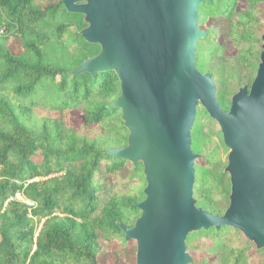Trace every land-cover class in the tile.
Masks as SVG:
<instances>
[{"label":"trees","instance_id":"16d2710c","mask_svg":"<svg viewBox=\"0 0 264 264\" xmlns=\"http://www.w3.org/2000/svg\"><path fill=\"white\" fill-rule=\"evenodd\" d=\"M237 1L199 4V24L220 14L230 19L238 50L207 68L214 31L197 40V63L216 81L223 107L253 80L260 60L264 0H246L235 19ZM85 25L84 14L62 0H0V264H100L111 240L128 242L121 224L141 213L135 201L145 197L143 163L107 151L125 145L129 134L121 109L110 107L119 77L114 70L77 71L100 50L81 35ZM16 40L18 53L11 49ZM75 111L83 116L78 125ZM203 116L210 115L199 104L191 134L192 143H205L198 150L205 161L195 160L194 196L222 214L231 190L221 159L228 146L221 131L214 146L205 141ZM186 242L194 251L188 264H264V248L230 225L191 231Z\"/></svg>","mask_w":264,"mask_h":264},{"label":"water","instance_id":"95a60500","mask_svg":"<svg viewBox=\"0 0 264 264\" xmlns=\"http://www.w3.org/2000/svg\"><path fill=\"white\" fill-rule=\"evenodd\" d=\"M84 14L81 35L100 50L77 71L114 70L127 143L108 153L143 163L141 213L122 223L137 243L136 264H188L189 232L230 225L264 248V32L260 60L250 85L240 86L226 109L209 71L197 66L196 45L207 31L199 24L205 0H62ZM218 121L229 148L225 171L231 191L226 210L214 213L194 196L195 160L191 129L198 105Z\"/></svg>","mask_w":264,"mask_h":264},{"label":"rangeland","instance_id":"374dc122","mask_svg":"<svg viewBox=\"0 0 264 264\" xmlns=\"http://www.w3.org/2000/svg\"><path fill=\"white\" fill-rule=\"evenodd\" d=\"M246 7V0H238L237 5H236V11L234 14V18L237 19L240 16L239 11H241L243 8ZM259 8L263 10L264 13V1H261L259 4ZM262 14V12H261ZM200 27L204 29L205 31H214V37L213 41L214 44H212L211 48L208 50L206 54V67H216L218 65V62H224V61H230L233 59L236 54L238 53V50L229 36L230 32V19L225 15V14H220L218 16H208L203 23L200 24ZM264 32V26L262 28V33ZM261 33V36H262ZM263 42L262 37L260 41V46L261 43ZM11 49L13 52L18 53L21 51V45L20 41L16 40L12 45ZM262 49V47H261ZM197 66L200 70L204 71V69L201 67L200 62L197 63ZM258 66V63H257ZM206 72V71H204ZM252 81L249 82H242L240 86H243L245 84L250 85ZM236 89V91L238 90ZM232 96V95H231ZM231 99V97H230ZM230 102L228 105L224 108L229 107ZM83 121V116L80 111H75V116H74V123L78 125L80 122ZM201 121L203 123L202 125V131L201 135L204 137L205 141L208 142V144H214L218 141L221 140V128L215 119H213L210 116H203L201 117ZM223 139V135H222ZM207 144V145H208ZM205 143L199 141L197 143L195 140L192 143V148L200 154L198 159H196L197 164H202L205 161L204 158V152L198 151L201 149ZM228 153H229V148L226 149L225 152H222L221 154V159L223 161L228 162ZM227 165V164H226ZM131 167V162L127 163L124 169L122 170L123 174H127L128 171L130 170ZM225 170V168H224ZM229 175V173H228ZM230 177V176H229ZM133 181H137V179H132ZM144 191V188H143ZM231 191V190H230ZM230 194V192H229ZM229 204V203H228ZM243 233V232H242ZM244 234V233H243ZM245 235V234H244ZM257 248V247H256ZM258 249V248H257ZM263 249V248H261ZM259 249V250H261ZM188 251L190 254L193 251V248L189 247ZM136 253H137V243L136 240L131 239L128 240V242L125 245H121L115 240H111L109 242V250H106L102 253L99 254V261L100 264H136ZM192 255V254H191Z\"/></svg>","mask_w":264,"mask_h":264},{"label":"built area","instance_id":"2783aa9c","mask_svg":"<svg viewBox=\"0 0 264 264\" xmlns=\"http://www.w3.org/2000/svg\"><path fill=\"white\" fill-rule=\"evenodd\" d=\"M1 30H2V29H0V31H1ZM17 195H18V196H20V194H19V193H17Z\"/></svg>","mask_w":264,"mask_h":264}]
</instances>
